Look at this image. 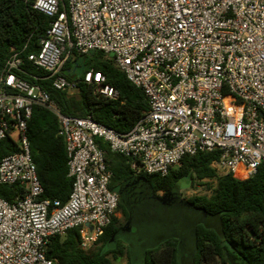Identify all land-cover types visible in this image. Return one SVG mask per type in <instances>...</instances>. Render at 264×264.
I'll return each instance as SVG.
<instances>
[{
    "label": "built area",
    "instance_id": "1",
    "mask_svg": "<svg viewBox=\"0 0 264 264\" xmlns=\"http://www.w3.org/2000/svg\"><path fill=\"white\" fill-rule=\"evenodd\" d=\"M50 18L39 50L28 60L69 94L79 83L115 99L101 71L69 78L74 53L101 51L141 88L149 108L120 132L90 114L61 112L38 83L20 76L14 53L0 68V140L19 149L0 160V184L24 193L0 195V264H57L47 256L51 237L79 228L91 250L117 214L119 196L104 141L127 158L135 174L166 175L185 155L218 151L221 172L245 179L264 162V0H32ZM35 105L50 109L65 141L72 190L65 202L44 198L32 158L28 121Z\"/></svg>",
    "mask_w": 264,
    "mask_h": 264
},
{
    "label": "trees",
    "instance_id": "2",
    "mask_svg": "<svg viewBox=\"0 0 264 264\" xmlns=\"http://www.w3.org/2000/svg\"><path fill=\"white\" fill-rule=\"evenodd\" d=\"M49 25L50 18L36 10L32 0H0V68L14 53H18L23 60L20 67L25 72L17 73L46 90L62 113L71 116L90 114L95 120L120 132L130 130L149 108V103L143 90L135 86L105 53L97 50L87 54L74 53L65 61L63 71L69 78H80L89 69L103 72L118 91L115 99L99 94L93 84L80 82L77 92L69 94L56 89L52 78H34L44 76L47 71L35 68L28 55L39 50V41L46 36ZM58 130L57 116L50 109L35 105L28 121V136L32 158L44 189L42 196L65 202L72 190L73 178L68 175L66 145ZM97 142L107 151L112 170L110 187L113 189L134 172L125 156L111 151L101 139ZM18 149L12 137L1 139L0 160ZM218 156L217 150L199 151L183 156L166 175L142 172L138 176L146 180L155 193L170 190L182 177H189L192 185L205 184L212 189L210 195L187 197L191 205L209 214H218L221 222L219 231L202 224L195 226L193 264H264V162L255 174L240 179L213 166ZM18 193H24V188L18 183L0 184V195L4 198L12 200ZM119 211L128 216L120 197ZM120 219L117 214L113 216L89 251L81 247V234L77 227L51 237L47 256L57 264H113V259L126 255L128 264H132L128 245L123 240L118 239L114 248L107 246L110 238L121 228ZM177 241L170 237L156 247L146 249L144 264H179Z\"/></svg>",
    "mask_w": 264,
    "mask_h": 264
},
{
    "label": "rangeland",
    "instance_id": "3",
    "mask_svg": "<svg viewBox=\"0 0 264 264\" xmlns=\"http://www.w3.org/2000/svg\"><path fill=\"white\" fill-rule=\"evenodd\" d=\"M113 190L120 197L128 216L117 212L121 217V228L110 238L107 246L114 248L118 239L123 240L128 245L132 264H144L145 250L156 247L170 237L178 240L179 264H193L195 226L202 224L216 231L221 229L218 214H209L187 202L189 196L210 195L212 192L205 184L192 185L189 177L178 179L166 192L155 193L146 180L134 173L117 183ZM113 264H128V257L123 255L113 259Z\"/></svg>",
    "mask_w": 264,
    "mask_h": 264
}]
</instances>
